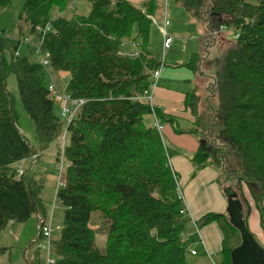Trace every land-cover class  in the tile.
<instances>
[{
  "label": "trees",
  "instance_id": "obj_1",
  "mask_svg": "<svg viewBox=\"0 0 264 264\" xmlns=\"http://www.w3.org/2000/svg\"><path fill=\"white\" fill-rule=\"evenodd\" d=\"M11 1L0 0V11ZM68 2L24 0L16 35L0 30V234L9 223L47 217L42 184L18 176L13 167L37 155L17 128L13 99L5 89L6 77L13 74L40 152L54 149L56 163H65L54 198L62 212L60 231L50 239L54 264H186L187 220L180 213L177 175L157 130L144 122L152 109L140 98L161 63L149 49L161 5L158 0H146L140 7L127 0H90L85 16L49 17L52 7L62 13ZM172 2L205 22L209 33L222 26L237 34L230 40L210 36L222 45V57L206 100L208 116L205 121L197 116L205 132L191 162L194 170L220 166L226 183L237 184L228 188L239 197L247 229L254 209L264 232V0ZM128 41L137 47V55L123 54ZM22 43L24 54L19 53ZM34 44H40L39 51ZM44 53L49 54L47 68L40 63ZM200 61L201 54L194 53L185 67L196 71ZM51 72L67 74L64 93L84 101L69 124L54 113ZM197 103L196 93H187L185 105L193 114ZM153 112L174 126L175 118L156 108ZM64 130L69 138L61 146ZM229 156L241 171L233 165L226 169ZM93 213L106 237L103 250L95 244ZM220 217L226 219L209 213L202 220L207 224ZM231 250L221 251L222 264H231ZM5 251L0 247V254Z\"/></svg>",
  "mask_w": 264,
  "mask_h": 264
},
{
  "label": "crops",
  "instance_id": "obj_2",
  "mask_svg": "<svg viewBox=\"0 0 264 264\" xmlns=\"http://www.w3.org/2000/svg\"><path fill=\"white\" fill-rule=\"evenodd\" d=\"M145 1L146 0H142L140 6ZM161 16L162 12L160 10V14L156 18L159 26L161 24ZM197 20L202 24V33L197 43V50H195L197 52L190 51L186 53L185 51L181 58H177L174 54H170L171 52L168 54L166 57L168 58L167 62H164L165 69L160 73L156 86L152 91V105L162 114L175 118L174 126L169 122H161L158 118L161 125H163V130L159 133V135L163 145L168 149V151H170L171 154L168 159L169 166L177 175V181L181 182L180 184L183 188L182 193L186 206V214L184 215V218L187 219V221L190 220V222L194 224L193 226L195 228V232L192 228L188 231V233H184L183 235L185 246L187 247V250H190L191 254L189 263L222 264L221 251L224 248L233 249L239 246L241 242L238 232H234L228 225L230 223L226 215L227 199L224 192L225 188L230 187V185L233 186L237 184L236 182L226 183L220 166H217L219 174L216 173L215 169L210 170L209 168L211 166L202 168L200 169V173H196V170H194L191 162L205 131L203 127L200 128L197 125V112L196 114H193L189 111V107L185 105L186 95L187 93L194 91L196 96H198L197 107L201 101L206 105V100L209 98L211 84L209 85L208 81L206 82L207 78L205 79L204 74L216 65V60L205 56V53L207 51V53H209L211 47L210 45L214 46L217 44L216 41H213L209 45V40L212 39L210 38L207 26L202 20L198 18ZM226 32L230 31H225L219 34L226 38ZM175 38L173 39L171 47L176 40H179V38ZM207 39L208 43L205 45L206 43L204 41ZM171 47L169 51L171 50ZM131 52L134 54L133 56L137 55L135 46L132 47V51H128L130 56H132ZM194 53L201 54L199 69L196 71H192L185 67V64L189 62L191 55ZM203 69L204 72H202ZM58 74H61L57 76L62 77V79L60 77H57L56 79L64 81V76L67 74ZM51 79L53 80L52 75ZM60 89H62L61 92H64L65 88ZM56 103L60 107V103L57 101ZM201 115L205 121L208 116L206 106L205 111ZM147 126L153 127L152 114H150ZM48 151H50V149ZM35 162L30 163L32 165ZM218 181L221 183V187L217 186ZM228 189L233 191L232 187ZM243 189L245 190V188ZM209 213L225 215L227 221L224 217H220L214 222L204 224L202 219ZM34 218H36V216ZM34 218L31 217L29 220H33ZM199 220L203 222V225L199 226L197 223ZM20 225L21 224L9 223L1 232L0 247L6 249L2 255L7 253L9 249L8 239L15 241L17 238L16 235L22 234L23 228H20ZM248 228L257 243L264 249V232L259 224V215L254 209H252L248 218ZM194 235H197V237ZM36 240L37 237L34 242ZM192 252L195 254H192Z\"/></svg>",
  "mask_w": 264,
  "mask_h": 264
},
{
  "label": "rangeland",
  "instance_id": "obj_3",
  "mask_svg": "<svg viewBox=\"0 0 264 264\" xmlns=\"http://www.w3.org/2000/svg\"><path fill=\"white\" fill-rule=\"evenodd\" d=\"M127 1L130 2L135 7H140V3L142 2V0H127ZM158 1L161 5L160 7L161 12H163L162 6L164 5L165 0H158ZM23 3H24V0H12L10 6L7 9L0 11V30H5L11 36L16 35V30H15L16 20H17L18 15L21 12ZM167 8H168L169 20H170V26L168 27V31L169 33H171V35L173 34L174 38L175 37L179 38V40L178 41L176 40L173 43L171 50L170 51L168 50L165 53V61H164L165 63L167 62V59H168L166 57L168 56L170 52H171L170 54H174L177 58H181L185 51L186 53L190 51L197 52L195 50H197L196 49L197 43L202 33V24L198 22L196 17L186 13L182 8L175 5L172 2V0H167ZM89 10H90V0H69L68 8L66 11L60 13L56 7H52L49 13V17L52 20H54L58 18L59 16H63L65 18H71L73 15L85 16L89 13ZM234 33H235L234 31L226 32L225 34L226 39L230 40L232 38L231 36H233ZM211 42L212 41L209 40V45ZM134 45L135 44H133L132 42H129V41L126 42L124 44V48L122 49L123 54L125 53L129 55L130 53H128V51L129 50L132 51V47H134ZM210 46L211 47H210L209 53H207L208 52L207 51L205 53V56L216 60L215 62L216 65L215 66L213 65L214 67L206 71V73L204 74L205 79L207 78L206 82L208 81L209 85L213 84V79L216 75V71L219 66L218 65L219 59L222 57L221 56L222 54L221 44L217 43L214 46L212 45ZM149 49L154 55L158 56L161 59L162 57V38L160 34L159 24L157 21L153 23L152 28H151ZM136 50L138 51L137 47H136ZM19 53L21 54L25 53V45L23 43L20 45ZM131 54L132 56L134 55L132 52ZM31 60L33 61L36 60V57H31ZM202 72H204V69ZM51 75L55 82L56 87L60 91L62 90L60 88H65L67 81H68V75L64 76L65 77L64 81L61 80L62 77L57 76L61 74L51 72ZM57 77H60L61 79L58 80L56 79ZM49 82H50L49 78L46 77L45 83L49 84ZM5 89L7 93H9L13 99L12 104H13V109L17 117L16 119L17 128L19 131L22 132L27 142L29 143V146L33 148L34 150H36L37 156H38L37 159L35 160L36 162L32 165L30 161H33V160L29 158V159H26L24 161L14 164L13 167L16 171L19 168H21L26 179H33L42 184L43 186L42 199L45 201V207L47 210V214L49 215L52 211L53 237H57L60 231V228H61L62 212H61L60 206L55 202L54 197L56 195L58 185L61 184L64 180V168L62 169V171H60L58 163H56L55 161L54 149L50 151L40 152L35 127L33 123L31 122V120L26 115L24 108L21 104L17 85H16V79L13 74H10L6 77ZM209 104L213 105L214 103L211 100H209ZM205 106L206 105L202 103V101L198 104L197 111H196L198 117L199 116L202 117L201 114L205 111ZM190 110L191 109L189 108V111ZM54 113L57 117L61 116L60 107L58 106L56 101L54 105ZM149 118H150V115H146L144 117V122L146 125L148 124ZM65 137L66 138H65L64 144L68 142V138H69V135L66 132H65ZM229 160L230 161H228L229 164H227L226 169L230 170L228 165H233L232 168H235L237 172L241 171L240 166H239L240 163L237 162L236 164H234L233 157L231 156H229ZM209 169L210 170L215 169L216 173L219 174V170L217 169V166L211 165ZM195 172L200 173V170H196ZM223 178H225L224 174H223ZM180 183H181L180 181H177L178 189L181 191V194L183 197V193H182L183 188ZM217 186L218 187L222 186L219 181L217 182ZM235 189L237 190V188ZM255 193L258 194V191H256ZM246 196L250 200L248 194H246ZM183 200H184V197H183ZM96 216H97L96 213L92 214L91 228L97 231L96 239H95L96 247L100 250H103L105 247L106 237L103 232L99 231V229H101L100 228L101 223L99 219L95 218ZM197 223L199 224V226L203 225L202 224L203 222L201 220L197 221ZM193 225L194 224L190 222V220L187 221L185 225L184 233H188V231L192 228L195 232V228ZM19 227L23 228L22 234L16 235L17 238L15 239V241L8 239L9 249L7 253L3 255L0 254V264H37V263L46 264V261H47L46 251L40 249L37 246V244L34 243V240L36 239L37 234H38V231L36 230V218H34L33 220H28L24 224H21ZM195 237H197V235ZM239 238H240V235H239ZM183 244L185 245L184 237H183ZM190 257H191L190 250H187L186 264H190L189 263Z\"/></svg>",
  "mask_w": 264,
  "mask_h": 264
},
{
  "label": "built area",
  "instance_id": "obj_4",
  "mask_svg": "<svg viewBox=\"0 0 264 264\" xmlns=\"http://www.w3.org/2000/svg\"><path fill=\"white\" fill-rule=\"evenodd\" d=\"M169 25H170V21H169V17H168L167 0H165V3L163 5L161 24L159 26L160 34H161V38H162L161 63L159 65V67L152 74V82H151L150 88L145 90L143 92L142 96L140 97L143 101H146L152 109L153 127L157 130L158 134L163 130V125H161L157 116L153 112L154 107L152 105V91L154 90V88L156 86V83H157V80L159 78L160 73L165 68V66H164L165 53L170 49L171 44H172L173 39H174L173 36L168 31ZM49 29H50V27H49V25H47L45 27L44 31L45 32L49 31ZM225 31H227L226 28L220 26L218 28V30H216L213 33L212 32L209 33V35L214 36L215 34L223 33ZM236 37H237V34H234L232 36L233 39H235ZM34 46H35V48H37V51H39L40 44H34ZM40 63L46 68L49 66V54L48 53H44L43 55L40 56ZM48 90L51 94L54 95L55 101L60 103L61 116H62L65 124H69L75 118L78 110L80 109V107L82 106L84 101L80 100V99L79 100L71 99L64 92L59 91L53 82L49 84ZM65 132H66V130H64V132L60 138V143L62 146L64 145L65 138H66ZM37 157H38L37 155L32 156L31 160H33V161H30V162H35ZM58 166H59L60 171H62V169L65 167L64 161H60L58 163ZM22 174H23L22 169L19 168L17 170V175L21 176ZM175 183H176V193H177L179 199L182 201V204H183L180 213L182 215H185L186 214V206H185L181 191L178 189L176 178H175ZM60 185L61 184H59L58 187ZM36 220H37V231L40 234L41 239L39 241L36 240L34 243H36L40 249L46 251V253H47L46 264H54V259L51 255V240H50L51 234L53 232L52 211L49 215H47V217H42L40 215H36ZM192 254H194V253L192 252Z\"/></svg>",
  "mask_w": 264,
  "mask_h": 264
},
{
  "label": "water",
  "instance_id": "obj_5",
  "mask_svg": "<svg viewBox=\"0 0 264 264\" xmlns=\"http://www.w3.org/2000/svg\"><path fill=\"white\" fill-rule=\"evenodd\" d=\"M226 199L228 221L239 233L241 240L240 245L231 250V264H264V249L257 243L245 225L239 197L229 190Z\"/></svg>",
  "mask_w": 264,
  "mask_h": 264
}]
</instances>
